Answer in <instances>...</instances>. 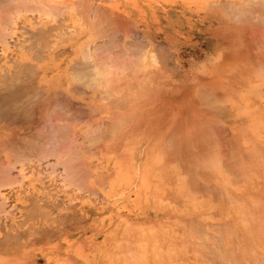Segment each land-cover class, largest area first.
<instances>
[{"label": "rangeland", "instance_id": "1", "mask_svg": "<svg viewBox=\"0 0 264 264\" xmlns=\"http://www.w3.org/2000/svg\"><path fill=\"white\" fill-rule=\"evenodd\" d=\"M0 97V264H264V0H0Z\"/></svg>", "mask_w": 264, "mask_h": 264}, {"label": "bare ground", "instance_id": "2", "mask_svg": "<svg viewBox=\"0 0 264 264\" xmlns=\"http://www.w3.org/2000/svg\"><path fill=\"white\" fill-rule=\"evenodd\" d=\"M18 86H19V85H18ZM22 89H23V87H22ZM16 90H17V89H16ZM17 91L19 92V90H17ZM20 91H22V90H20ZM10 92H11V91H10ZM10 92L7 93V94L9 95L8 97H11V96H12V95L10 96ZM15 93H16V92H15ZM13 94H14V92H13ZM4 95H6V94H4ZM1 96H3V95H1ZM14 96H15V95H14ZM4 97H7V95L4 96ZM4 97H2V98L4 99ZM8 97H7V98H8ZM0 98H1V97H0ZM7 98H6V99H7ZM10 99H11V98H10ZM8 100H9V98L7 99V101H8ZM7 107H9V106H7ZM7 107H3V109H4V110H5V109H9V108H7ZM9 110H10V109H9ZM9 110H8V111H9ZM12 110H15V109H12ZM12 110H11V111H12ZM16 110H17V109H16ZM19 111H20V110H19ZM19 111H17V112H19ZM4 112H5V111H4ZM9 112H10V111H9ZM13 113L15 114L16 112H13ZM234 167H235V166H234ZM232 168H233V167H232ZM235 168H236V167H235ZM235 168H234V169H235ZM237 168H238V167H237ZM238 169H239V168H238ZM240 170H241V168H240L238 171L236 170V171H237L236 173L242 174L243 171L240 172ZM251 171H252V170H251ZM234 174H235V173H234ZM234 174H233V175H234ZM236 176H239V177H237L238 180H237V178L235 177L236 180H237L238 182L240 181L239 178L242 180V177H244V176H242V175L240 176V175H237V174H236ZM245 177H246V175H245ZM233 178H234V177H233ZM231 180H232V179H231ZM243 180H244V179H243ZM232 182H233V181H232ZM233 183H234V184H238V183H236V182H233ZM234 186H236V185H234ZM240 186H241V185H240ZM236 188H237V187H236ZM248 196L250 197V199H254V198L252 197V195H251V196L248 195ZM255 197H256V196H255ZM240 200H241V199H240ZM235 201H236V200H235ZM253 201H254V200H253ZM238 203H239V202H238ZM251 203H253V202H251ZM254 205H255V204H254ZM249 209H250V208H249ZM242 212H243V211H242ZM242 214H243V213H242ZM249 214H250V213H249ZM249 214H248V215H249ZM249 217H250V215H249ZM240 218L243 220V216H241ZM220 224H222V223H220ZM227 224H228V223H227ZM227 224L225 223L226 226H228ZM225 225H224V226H225ZM222 226H223V225H222ZM261 226H262V225H261ZM256 227H257V226H256ZM221 230H223V229H221ZM227 231H228V230H227ZM217 233H218V232H217ZM220 233H221V232H220ZM227 233H228V232H227ZM209 235H211V234H209ZM217 235H218V234H217ZM218 236H219V235H218ZM221 237H222V236H221ZM260 237H261V235H260ZM218 239H219V238L217 237V240H218ZM232 242H233V240H232ZM220 243H221V240H220ZM220 243H219V245H220ZM233 244H234V242H233ZM234 245H235V244H234ZM218 247H219V246H218ZM235 247H236V246H233V248H235ZM219 248L223 251V249H222L221 246H220ZM220 249H219V251L221 252ZM234 251H235V249H233V252H234ZM223 253H225V254H223ZM223 253H222V254H223V256H225V257H226V255L228 254L227 252H223ZM234 253H235V252H234ZM222 254H221V257H222ZM235 254H236V253H235ZM235 254H234V255H235ZM228 256H229V255H228ZM228 256H227V257H228ZM227 257H226V258H227ZM233 257H236V256H233ZM222 259H223V258H222ZM230 259H231V258H230ZM244 259H245V258H244ZM247 259H248V258H247ZM223 260H224V259H223ZM224 261H225V263H227V262H226V259H225ZM231 261H232V260H231Z\"/></svg>", "mask_w": 264, "mask_h": 264}]
</instances>
